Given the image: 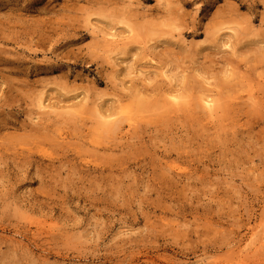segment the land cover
I'll list each match as a JSON object with an SVG mask.
<instances>
[{
  "label": "rangeland",
  "instance_id": "rangeland-1",
  "mask_svg": "<svg viewBox=\"0 0 264 264\" xmlns=\"http://www.w3.org/2000/svg\"><path fill=\"white\" fill-rule=\"evenodd\" d=\"M0 264H264V0H0Z\"/></svg>",
  "mask_w": 264,
  "mask_h": 264
},
{
  "label": "bare ground",
  "instance_id": "bare-ground-1",
  "mask_svg": "<svg viewBox=\"0 0 264 264\" xmlns=\"http://www.w3.org/2000/svg\"><path fill=\"white\" fill-rule=\"evenodd\" d=\"M102 38H105L104 39V41L105 40H108V41H110L112 44H113V46H114V44L116 43V35H115V33H106V34H104L103 35V37ZM117 41H118V39H117ZM110 42H108V43H110ZM111 45V44H110ZM173 97V99H175L174 98V96H172ZM176 100V99H175ZM175 100H171L172 101V104H174V101ZM213 99H211V98H209L208 96H203V97H201V98H199V101H198V99L196 100V104L198 103V105L200 104V108H201V110H202V112L203 113H206L207 114V116H210L211 117V115L213 116V114L215 113V110H214V108H216V107H214L215 106V104H213V101H212ZM170 101V102H171ZM176 102V101H175ZM178 102V101H177ZM177 104H179V103H177ZM138 105V104H137ZM140 106V105H139ZM121 113L123 114V116L124 117H126V119H128L127 120V123H126V125L127 126H129V125H131V116H130V110H126V109H122L121 110ZM112 114V112H109L108 114H107V112H106V115H104V116H110ZM106 120V119H105ZM105 123H107V121H105ZM103 126H105L104 124H102ZM106 125H108L109 126V123H107ZM106 127V126H105ZM251 234V233H250ZM263 236V235H262ZM258 240H262V239H260V237H259V239H257V241ZM256 241V242H257Z\"/></svg>",
  "mask_w": 264,
  "mask_h": 264
}]
</instances>
